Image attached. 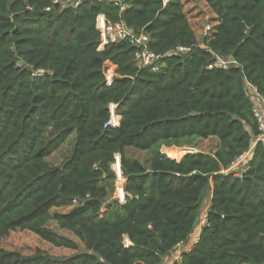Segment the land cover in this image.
Instances as JSON below:
<instances>
[{
	"label": "trees",
	"instance_id": "obj_1",
	"mask_svg": "<svg viewBox=\"0 0 264 264\" xmlns=\"http://www.w3.org/2000/svg\"><path fill=\"white\" fill-rule=\"evenodd\" d=\"M58 1L0 0V264H164L207 202L205 224L168 264H264V142L253 144L247 90L264 97V0H203L216 24L201 44L180 0ZM99 15L148 35L158 71L136 66L128 41L99 48ZM216 57L232 62L216 67ZM111 104L116 125H107ZM71 134L69 155L51 166ZM210 137L213 153L161 151ZM128 148L147 152L146 164ZM116 155L124 202L112 199ZM58 208L70 209L51 213ZM49 221L84 251L2 249L9 232L27 230L76 250Z\"/></svg>",
	"mask_w": 264,
	"mask_h": 264
},
{
	"label": "rangeland",
	"instance_id": "obj_2",
	"mask_svg": "<svg viewBox=\"0 0 264 264\" xmlns=\"http://www.w3.org/2000/svg\"><path fill=\"white\" fill-rule=\"evenodd\" d=\"M183 7V13L194 32L196 41L201 44L204 38H208L211 34L212 26L216 24V18L213 13L209 10L206 3L203 0H180ZM108 72L112 71V68L108 65ZM74 134H71L70 137L49 157L46 158V161L51 166H58L63 159H65L70 152ZM217 146L214 143V139H200L195 142L193 148L182 147V148H162L161 151L169 156L172 159H179L185 153L190 152H203V153H213ZM127 157L137 159L141 163L146 164L149 154L147 152L138 151L133 148H128L125 151ZM118 156V155H116ZM119 158V156H118ZM114 164L111 166L113 169ZM242 165L232 167L235 172L240 171ZM115 188V187H114ZM115 191L113 192L112 199H116ZM118 201V200H117ZM70 208H62L60 212L67 211ZM204 210V209H203ZM202 210V211H203ZM104 211V209L102 210ZM56 212L54 209L51 210V213ZM46 226L49 229L56 231L57 233L70 237L77 244L76 250H68L63 248H56L47 242L41 240L38 236L27 230H15L9 232V234L1 240V247L3 250L8 252H16L21 256H33L36 254H44L53 258H65L75 253H80L84 251V245L75 238L71 233L60 230L54 221H49ZM201 225L199 221L194 228L192 235L185 244L179 245L170 255L164 257V264H168L171 260L175 259L178 255V252L184 250L191 243L192 238L200 230Z\"/></svg>",
	"mask_w": 264,
	"mask_h": 264
},
{
	"label": "built area",
	"instance_id": "obj_3",
	"mask_svg": "<svg viewBox=\"0 0 264 264\" xmlns=\"http://www.w3.org/2000/svg\"><path fill=\"white\" fill-rule=\"evenodd\" d=\"M80 0H64L62 2L64 5H69L75 7ZM59 2L54 0V3ZM96 29L99 31L100 42L99 48L104 47L108 43H115L119 41H128L129 44L135 49L133 61L136 66L139 67H150L152 72L158 71V65L155 64V61L159 59L152 51L149 50L148 44V35L144 32L135 33L130 28H127L122 22L109 23L105 20L102 15L96 17L95 20ZM185 48H178L177 51L183 52ZM232 61H227L222 58L216 57L213 63V66L226 68L228 64ZM108 62L105 61L103 64V74L107 84H110L112 77L115 76L113 70L108 72ZM209 67H212L209 66ZM40 73L42 71H39ZM247 90L250 93V98L253 104V116L257 123V134L253 138V144L257 142H264V97L257 94L254 87L247 85ZM116 110V105H109L110 120L107 125H116L117 123L114 120V113ZM249 152V151H248ZM244 155H241L238 159H242ZM115 173V197L119 202H124L126 197H130L129 194H126L123 191V182L124 179L121 176L120 164L118 156H115L114 167L112 169ZM206 211L201 212L199 217V225L203 226L205 224V215ZM178 255L175 257V260L178 259Z\"/></svg>",
	"mask_w": 264,
	"mask_h": 264
},
{
	"label": "crops",
	"instance_id": "obj_4",
	"mask_svg": "<svg viewBox=\"0 0 264 264\" xmlns=\"http://www.w3.org/2000/svg\"><path fill=\"white\" fill-rule=\"evenodd\" d=\"M210 138L214 139V143H215V145L217 146V144H218L217 139H216L215 137H210ZM249 154H250V152H247V153L243 154L244 157H243L242 159H237V160L231 165V167L238 166V165H242V167H243V164H244V162H245V159H247V158L249 157ZM242 167H241V168H242ZM241 168H240V169H241ZM207 208H208V202H207V205H206V207L204 208V210H207ZM60 209H62V208H58V209H54V210H55L56 212H60V211H61ZM204 210H203V211H204ZM63 212H65V211H63ZM198 233H199V231H198ZM198 233H197L196 235H198Z\"/></svg>",
	"mask_w": 264,
	"mask_h": 264
},
{
	"label": "water",
	"instance_id": "obj_5",
	"mask_svg": "<svg viewBox=\"0 0 264 264\" xmlns=\"http://www.w3.org/2000/svg\"><path fill=\"white\" fill-rule=\"evenodd\" d=\"M195 115V113H193Z\"/></svg>",
	"mask_w": 264,
	"mask_h": 264
}]
</instances>
